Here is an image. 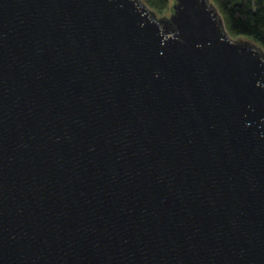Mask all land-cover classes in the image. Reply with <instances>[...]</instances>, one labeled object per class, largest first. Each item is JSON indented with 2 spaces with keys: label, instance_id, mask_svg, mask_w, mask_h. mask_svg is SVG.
I'll return each mask as SVG.
<instances>
[{
  "label": "water",
  "instance_id": "water-1",
  "mask_svg": "<svg viewBox=\"0 0 264 264\" xmlns=\"http://www.w3.org/2000/svg\"><path fill=\"white\" fill-rule=\"evenodd\" d=\"M0 264H264V46L214 0H0Z\"/></svg>",
  "mask_w": 264,
  "mask_h": 264
},
{
  "label": "trees",
  "instance_id": "trees-1",
  "mask_svg": "<svg viewBox=\"0 0 264 264\" xmlns=\"http://www.w3.org/2000/svg\"><path fill=\"white\" fill-rule=\"evenodd\" d=\"M229 32L254 38L264 46V0H214ZM158 12L168 9V0H147Z\"/></svg>",
  "mask_w": 264,
  "mask_h": 264
},
{
  "label": "rangeland",
  "instance_id": "rangeland-1",
  "mask_svg": "<svg viewBox=\"0 0 264 264\" xmlns=\"http://www.w3.org/2000/svg\"><path fill=\"white\" fill-rule=\"evenodd\" d=\"M147 1V0H146ZM168 2H169V0H168ZM149 4V3H148ZM154 8V7H153ZM157 11V10H156ZM168 11V9H166L165 11H163V12H167ZM158 12V11H157ZM163 12H161V13H163ZM158 13H160V12H158Z\"/></svg>",
  "mask_w": 264,
  "mask_h": 264
}]
</instances>
